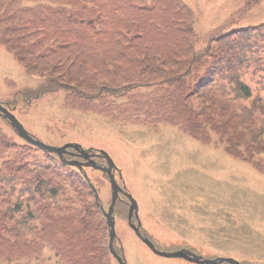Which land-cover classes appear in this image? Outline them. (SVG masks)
<instances>
[{"label": "trees", "instance_id": "1", "mask_svg": "<svg viewBox=\"0 0 264 264\" xmlns=\"http://www.w3.org/2000/svg\"><path fill=\"white\" fill-rule=\"evenodd\" d=\"M196 20L183 0H0V45L46 79L27 103L63 88L112 122L215 133L264 173V23L224 24L199 51ZM109 240L84 170L0 125V263L113 264Z\"/></svg>", "mask_w": 264, "mask_h": 264}, {"label": "rangeland", "instance_id": "2", "mask_svg": "<svg viewBox=\"0 0 264 264\" xmlns=\"http://www.w3.org/2000/svg\"><path fill=\"white\" fill-rule=\"evenodd\" d=\"M183 1L197 13L195 46L199 51L224 24L233 30L264 23V0L250 9L248 0ZM45 81L28 74L0 45V101L16 106L14 113L20 122L48 145L76 143L108 152L139 204L144 232L159 249L189 248L206 259L264 264V173L231 156L215 133L214 143L205 144L170 124L155 130L112 122L102 115L67 107L63 88L27 103L29 96L24 92H36ZM0 125L24 141L1 116ZM87 171L97 180L101 202L108 211L112 200L109 178L101 171ZM124 200L115 209L114 241L127 264H197L159 256L147 247L129 225L128 200ZM112 262L119 264L114 257Z\"/></svg>", "mask_w": 264, "mask_h": 264}, {"label": "water", "instance_id": "3", "mask_svg": "<svg viewBox=\"0 0 264 264\" xmlns=\"http://www.w3.org/2000/svg\"><path fill=\"white\" fill-rule=\"evenodd\" d=\"M0 114L4 118L9 119L11 124L13 125V127L18 132V134L21 137H23L26 141H28L29 143L47 151V152L56 153L60 156L61 159L64 158V155L68 152L69 148H74L77 150L78 153L83 155L84 158L89 159V162L81 163L79 161H66V160H65V162H67L70 165H75V166L79 167L80 169H83L84 165L85 166H93L95 168H98V166L95 164V161L93 160V157H95L96 155L95 154L90 155L89 151L84 150L82 148V146L79 144L69 143V144H66V145L61 146V147H56V146L48 145V144L42 142L41 140L34 138L29 133V131L24 127V125L19 121V119L16 117V115L11 110H9L7 107H5L1 101H0ZM99 155H102L108 161V166L101 168V169L104 172H107L109 174V178H110V182H111V186H112V191H113L111 205H110L108 211L104 210L107 221H108V225L110 228L111 252L116 257V259L118 260V262L120 264H127L126 258L124 256H120L117 253L116 249L114 248V240L117 236L116 228H115L116 222H115V215H114L115 204H116L117 199L119 198V193L123 192L130 200V213H129L130 220L132 219V216L135 212L136 216L139 219V225H141V221H140L139 213H138L139 212V205H138L137 200H135L129 192L124 191V189L118 184V182L115 178V175L113 173V170L117 167H116L113 159L111 158V156L105 151H101ZM93 188L96 192L97 199H99L98 192L96 191L94 186H93ZM132 227L136 231L137 235L158 255L165 256V257H182V258H185V259H187L191 262L197 263V264H220L224 261L230 262L231 264H241L239 261L233 260L231 258L204 259L202 256L197 255L196 253H192L186 249H182V250L175 251V252L161 251V250L156 248L155 244L148 237H145L142 235L139 227H137L136 225H132Z\"/></svg>", "mask_w": 264, "mask_h": 264}, {"label": "flooded vegetation", "instance_id": "4", "mask_svg": "<svg viewBox=\"0 0 264 264\" xmlns=\"http://www.w3.org/2000/svg\"><path fill=\"white\" fill-rule=\"evenodd\" d=\"M97 161H98V163H99L100 166H104V165H106V162H105L104 159H102V158H97ZM121 200H123V199H121ZM125 203H126V202H125ZM127 204H128V202H127ZM128 206H129V204H128ZM132 217H133L132 223H134V222H135V223H138V222H137V219L135 218V216L133 215ZM142 232H143L144 235L147 234V233L144 232V229H143V228H142Z\"/></svg>", "mask_w": 264, "mask_h": 264}]
</instances>
